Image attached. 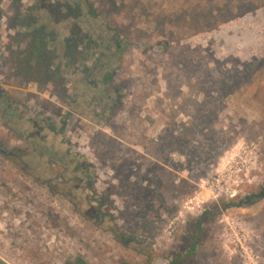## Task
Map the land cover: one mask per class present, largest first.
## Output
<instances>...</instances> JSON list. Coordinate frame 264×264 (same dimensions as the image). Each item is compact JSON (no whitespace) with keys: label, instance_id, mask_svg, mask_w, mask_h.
I'll use <instances>...</instances> for the list:
<instances>
[{"label":"rangeland","instance_id":"1","mask_svg":"<svg viewBox=\"0 0 264 264\" xmlns=\"http://www.w3.org/2000/svg\"><path fill=\"white\" fill-rule=\"evenodd\" d=\"M92 2L128 43L96 91L59 47L65 85L17 72L36 0H0V256L168 264L208 212L188 264H264V198L224 207L264 184V0Z\"/></svg>","mask_w":264,"mask_h":264},{"label":"trees","instance_id":"2","mask_svg":"<svg viewBox=\"0 0 264 264\" xmlns=\"http://www.w3.org/2000/svg\"><path fill=\"white\" fill-rule=\"evenodd\" d=\"M67 19H71L68 27L70 34L68 33L63 41H56L58 31L54 29V26L57 28L58 24ZM84 23L88 26H84ZM22 25L28 29V46L20 51L17 59L18 64L14 68L17 72L27 75L29 79L36 78L38 82L45 80L46 83L54 82L63 85L68 83V78L59 77V73L65 65L59 61V57L57 58L59 47L60 52L61 50L67 51V56H65L69 58L67 63L78 62L84 66L82 74L84 73L87 77L85 71L90 69V63L93 62L96 70L92 71L91 79L93 77V82H90V85L96 91L100 86L112 82L116 72L117 59L123 55L125 48L128 47V43L124 44L126 40L121 38L119 33L96 11L92 0H36L34 7H31L30 12L24 15ZM186 78H188V85L193 86L191 84L193 77ZM179 88L180 83L177 89ZM199 88H202L201 83ZM227 94H223L222 101L217 102L216 106L223 104V98ZM263 198L264 184L260 186L258 191L239 199H232L224 207H242ZM207 214L208 212H204L197 219L195 232L187 250L173 251L168 264H188L196 256L203 238L207 234L205 229L207 221L212 219V217L207 218ZM212 214H216L215 210L212 211ZM113 230L116 237L119 238L117 229L114 228ZM155 258V255H150L145 264H154ZM66 264L90 263L78 256L68 260ZM122 264L137 263L124 261Z\"/></svg>","mask_w":264,"mask_h":264},{"label":"flooded vegetation","instance_id":"3","mask_svg":"<svg viewBox=\"0 0 264 264\" xmlns=\"http://www.w3.org/2000/svg\"><path fill=\"white\" fill-rule=\"evenodd\" d=\"M31 80L38 83L36 78H32ZM4 101H7V103H6L7 107H5V106L2 107V110H1L2 114H6L7 113L6 110H8V111L10 110L9 112H12V113L18 112V107L15 106V102H17L16 99L12 98L10 93L7 91V89L2 88V86L0 84V102L4 103ZM25 110L30 111V109L28 107H25ZM39 115H41V114L38 113L37 116H39ZM69 117H72V115H70ZM44 122L45 123L48 122L49 124H51L50 127H52V124L54 121L50 120L49 118H44ZM65 124H66V122H65ZM18 150L19 151H18L17 155H12V156H8V157H14V158L19 157L21 152H23V150H21V149H18Z\"/></svg>","mask_w":264,"mask_h":264},{"label":"water","instance_id":"4","mask_svg":"<svg viewBox=\"0 0 264 264\" xmlns=\"http://www.w3.org/2000/svg\"><path fill=\"white\" fill-rule=\"evenodd\" d=\"M18 149H10L6 147L2 141L0 140V153H2L5 156H12V155H17L18 154ZM0 264H11L8 262L6 259H4L2 256H0Z\"/></svg>","mask_w":264,"mask_h":264}]
</instances>
